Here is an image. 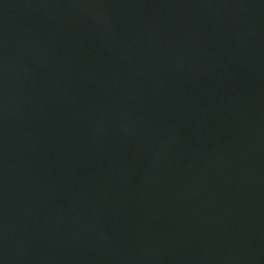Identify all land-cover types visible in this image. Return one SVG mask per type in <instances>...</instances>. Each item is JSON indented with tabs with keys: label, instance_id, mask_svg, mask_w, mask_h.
<instances>
[{
	"label": "water",
	"instance_id": "1",
	"mask_svg": "<svg viewBox=\"0 0 264 264\" xmlns=\"http://www.w3.org/2000/svg\"><path fill=\"white\" fill-rule=\"evenodd\" d=\"M0 264H264V0H0Z\"/></svg>",
	"mask_w": 264,
	"mask_h": 264
}]
</instances>
